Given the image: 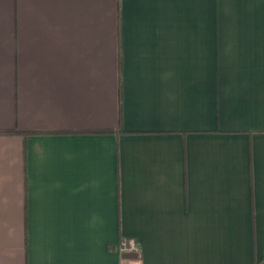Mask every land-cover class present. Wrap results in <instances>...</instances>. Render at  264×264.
I'll return each instance as SVG.
<instances>
[{"label":"crops","instance_id":"1","mask_svg":"<svg viewBox=\"0 0 264 264\" xmlns=\"http://www.w3.org/2000/svg\"><path fill=\"white\" fill-rule=\"evenodd\" d=\"M0 264H264V0H0Z\"/></svg>","mask_w":264,"mask_h":264},{"label":"built area","instance_id":"2","mask_svg":"<svg viewBox=\"0 0 264 264\" xmlns=\"http://www.w3.org/2000/svg\"><path fill=\"white\" fill-rule=\"evenodd\" d=\"M118 251L122 254L138 253V248L134 240L129 238H122L118 245Z\"/></svg>","mask_w":264,"mask_h":264},{"label":"trees","instance_id":"3","mask_svg":"<svg viewBox=\"0 0 264 264\" xmlns=\"http://www.w3.org/2000/svg\"><path fill=\"white\" fill-rule=\"evenodd\" d=\"M12 133H17V132L15 131V132H12Z\"/></svg>","mask_w":264,"mask_h":264}]
</instances>
